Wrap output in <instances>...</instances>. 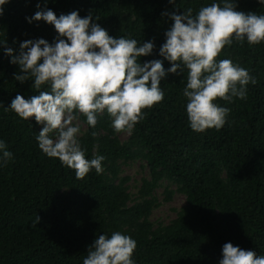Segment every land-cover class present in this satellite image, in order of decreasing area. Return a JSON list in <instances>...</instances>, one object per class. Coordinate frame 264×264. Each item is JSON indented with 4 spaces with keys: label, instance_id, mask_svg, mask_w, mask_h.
<instances>
[{
    "label": "trees",
    "instance_id": "obj_1",
    "mask_svg": "<svg viewBox=\"0 0 264 264\" xmlns=\"http://www.w3.org/2000/svg\"><path fill=\"white\" fill-rule=\"evenodd\" d=\"M235 2L238 11L264 15L260 0ZM212 3L223 6L222 0H9L2 6L0 140L13 156L0 166V264H83L95 239L115 231L136 240V264H219L228 242L264 256V41L249 45L233 38L217 57L238 63L257 81L247 85L246 99L216 101L230 109L219 130L191 129L183 95L187 72L161 79L163 101L145 109V118L125 139L106 112L98 114L94 128L75 113L85 125L78 136L85 158L105 157L102 173L93 168L83 179L39 148L36 137L43 125L9 108L17 94L27 99L38 93L33 79L14 78L23 73L5 47L18 55L25 40L52 44L58 38L54 25L29 22L36 11L51 9L57 17L74 10L82 18L91 14L114 38L152 41L153 52L140 62L160 59L167 70L171 63L159 49L174 21L162 14L191 7L195 15ZM138 160L146 163L149 176L133 197L123 165ZM165 182V199H172L175 185L186 203L170 222H155L151 216L160 204L155 190Z\"/></svg>",
    "mask_w": 264,
    "mask_h": 264
},
{
    "label": "clouds",
    "instance_id": "obj_2",
    "mask_svg": "<svg viewBox=\"0 0 264 264\" xmlns=\"http://www.w3.org/2000/svg\"><path fill=\"white\" fill-rule=\"evenodd\" d=\"M7 2L0 0V15ZM222 2L223 6H202L195 15L191 7L180 14H162L174 21L159 49V55L171 63L167 70L160 59L140 62L141 56L153 52L152 41L141 44L123 36L114 38L93 22L91 14L82 18L74 10L57 17L51 9L38 10L27 18L29 22L42 19L54 25L58 38L52 44L43 38L25 40L18 55L5 47L10 62L18 64L23 73L14 78L21 83L33 79L32 88L38 93L27 99L17 94L9 108L20 118L34 117L43 125L36 137L39 148L74 170L77 179L86 177L93 168L102 173L105 157L85 158L78 140L81 126L73 123L78 120L75 113L85 116L86 123L94 128L98 114L106 112L115 132L131 131L145 118V109L163 101L165 93L160 82L167 73L187 72L183 95L191 129L201 133L211 128L219 130L230 109L216 101L246 99L247 85L257 81L248 69L217 57L233 38L241 43L246 39L249 45L264 41V15L236 10L235 0ZM45 85L47 90L42 89ZM12 156L5 141L0 140V166ZM39 219L37 216L35 223ZM136 247L135 239L119 231L110 238L102 234L89 246L83 264H136ZM219 264H264V256L228 242L222 247Z\"/></svg>",
    "mask_w": 264,
    "mask_h": 264
},
{
    "label": "rangeland",
    "instance_id": "obj_3",
    "mask_svg": "<svg viewBox=\"0 0 264 264\" xmlns=\"http://www.w3.org/2000/svg\"><path fill=\"white\" fill-rule=\"evenodd\" d=\"M73 123H79L82 129L85 128V125H83L79 119L74 121ZM128 135V130L121 132L122 139L127 138ZM123 170L125 175H129L131 177V179L129 180V190L132 193L133 197H135L142 185L143 178L149 176V169L145 162L138 160L125 163L123 165ZM167 184L168 183L165 182L155 190V195L158 197L160 202V204L154 209L151 216L152 220L155 222H170L173 218L176 217L177 212L186 203L184 194L177 192L175 185L170 186V188L174 190L172 199L166 200L164 192L165 188L169 185Z\"/></svg>",
    "mask_w": 264,
    "mask_h": 264
}]
</instances>
